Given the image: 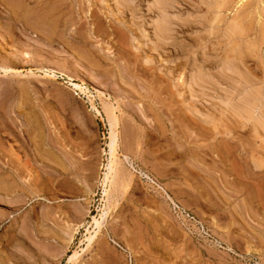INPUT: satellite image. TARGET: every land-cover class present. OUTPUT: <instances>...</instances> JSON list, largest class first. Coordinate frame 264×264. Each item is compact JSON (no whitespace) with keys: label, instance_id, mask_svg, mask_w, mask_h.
<instances>
[{"label":"rangeland","instance_id":"obj_1","mask_svg":"<svg viewBox=\"0 0 264 264\" xmlns=\"http://www.w3.org/2000/svg\"><path fill=\"white\" fill-rule=\"evenodd\" d=\"M218 2L164 1L162 36L158 0H0V264H264V129L192 82L235 59L264 93V0ZM107 103L131 178L87 249Z\"/></svg>","mask_w":264,"mask_h":264},{"label":"bare ground","instance_id":"obj_2","mask_svg":"<svg viewBox=\"0 0 264 264\" xmlns=\"http://www.w3.org/2000/svg\"><path fill=\"white\" fill-rule=\"evenodd\" d=\"M164 1H166V0H158V3L162 6L161 7L162 10H161V8L159 9L160 10L161 22H159L160 24L157 26V31L160 32V34L162 36H166L167 33L171 32V30H172L171 27L173 25L172 24L173 20H171L168 17L169 15H167V7L165 6L166 2L164 3ZM218 1H219L218 4L221 3L222 5H225L228 2V0H218ZM37 19H38L37 22L42 27H45L44 25H46V23H47V17L46 16H42V17L38 16ZM245 31H246V28L241 23L236 24L233 27V32L235 34L243 35L245 33ZM260 37H261V41L264 42V26L261 29V36ZM260 45H261V43H260ZM240 68H241V62L240 61H236L235 59L227 60V61H224V63L221 66L220 72H219V74L221 73V76H220L221 79L217 80L214 77L210 76V74L208 75L207 73H203V70L201 71V69H200V72L198 71V73H196V74L194 73V75H192L193 76V81L192 82L195 83V84L193 83L194 85H196V84L198 86L199 85H202V86L204 85V87L201 86L202 89L206 88L205 86H207V87L211 86L212 87L213 85L214 86H219L220 84L222 86V83L226 84V86L223 85L224 87H226L225 88V92L226 93L224 92V88H223V92L224 93L222 95L225 94L223 98H224L227 106L229 108L232 107V109L236 108L238 110H241L244 113H248L251 116L255 117L257 119L256 120L257 124L261 125L263 127V129H264V93L262 92L261 89L257 90L254 87L255 83L253 84V82L248 77L247 73H244V75L243 74L241 75ZM2 69L4 71H6V72L12 71L11 67L2 65L0 63V70H2ZM46 75L50 76V77L57 78V74H56L55 71L53 73L52 72H46ZM236 75H238V76H236ZM191 80H192V78H191ZM68 85L71 86L74 89H81V90L84 89L82 87V85L77 84V83H68ZM209 89H211V88L209 87L208 90ZM217 89L220 90L219 88H217ZM213 90H215V87H214ZM239 90H243V97L240 98L239 100L235 101L236 93ZM220 91H222V90H220ZM211 92H212V90H211ZM201 93H203V92H201ZM208 94H210V93H208ZM116 108L117 107L115 105H111V104H108V103H107V105L105 104V109L104 110L107 113V116H108V119H109L108 122H109V125H110L109 136H108V139H109V142H108L109 151L106 153V154H109V155L107 156L106 161L102 163V167H101V170L99 171V176H98V180H97V186H99V188L104 193L105 204H104V208L102 209V213L100 215V218L94 217L96 228L92 232L89 231V236L87 238V241H88L87 249L92 245L94 239L99 234L100 229H101V227L103 225V222L105 221L104 219H106L105 217L110 213L111 208H113L112 207L113 206L112 205L113 201L115 202V199L118 198V197L115 198L114 192H116V190H119L120 188L123 189L124 187H126L128 185L127 184L125 186L126 182L131 178L129 176V173H126V171H124L125 169L124 170L122 169V167H121L122 166L121 165L122 161L118 157L119 154L117 155V153H118L117 152L118 138H119L118 137L119 136L118 135V127H119V124H120V120H119V116H118V114L116 112ZM259 108H260V111L258 110V112H257V109H259ZM256 112H257V114H256ZM242 118H244V117H242ZM252 119H254V118H252ZM253 127L254 126H252V128ZM260 130H261V128H260ZM119 141H120V139H119ZM45 152L47 153L48 150H44V153ZM125 159H126L127 162H129L131 164V162L129 161L130 159L128 158V156H126ZM57 184L60 187L62 186L61 188H63L64 185H67V187H68V184H66L65 181H58ZM1 190L3 191V194L6 195V192H8L9 187L5 186ZM1 194H2V192H1ZM180 211L182 213H184V211L182 210L181 207H180ZM31 251H32V248H31ZM37 252L43 253L41 250L37 251ZM35 254H36V252H35ZM80 255H81V252L78 251V250H75L74 253L72 254V256H70L68 258L69 259L68 260V264H73L74 262H76V260L78 259V257H80ZM30 257H31V254L28 253V255H26L23 258L22 264H36L35 261H31V263H28V261H30L29 260ZM19 258H22V256L19 257ZM37 258L41 260V257H37Z\"/></svg>","mask_w":264,"mask_h":264}]
</instances>
